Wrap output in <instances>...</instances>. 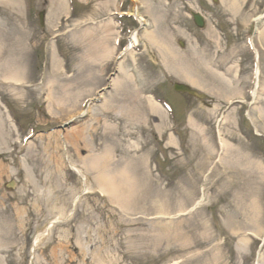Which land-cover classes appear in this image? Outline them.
Returning <instances> with one entry per match:
<instances>
[{
  "label": "rangeland",
  "instance_id": "374dc122",
  "mask_svg": "<svg viewBox=\"0 0 264 264\" xmlns=\"http://www.w3.org/2000/svg\"><path fill=\"white\" fill-rule=\"evenodd\" d=\"M81 1L72 16L96 23L120 7ZM225 4L123 0V11L138 6L145 21L121 18L123 34L137 30L139 48L118 62L103 57L102 29L65 31L76 22L60 24L65 2L58 10L50 0H0V264H264V174L240 168L247 158L264 166V17L253 19L264 15V0H248L236 19ZM192 11L206 15L204 28ZM248 38L260 65L255 96ZM19 70L22 80L6 78ZM115 71V90L101 93ZM177 81L205 98L176 91ZM149 94L173 112L159 105L139 114ZM105 151H113L111 172L132 174L130 201L109 196L87 172L88 154ZM255 198L258 226L245 218Z\"/></svg>",
  "mask_w": 264,
  "mask_h": 264
},
{
  "label": "bare ground",
  "instance_id": "6f19581e",
  "mask_svg": "<svg viewBox=\"0 0 264 264\" xmlns=\"http://www.w3.org/2000/svg\"><path fill=\"white\" fill-rule=\"evenodd\" d=\"M226 4L225 7L229 8L231 10V14L233 16H235L236 19V12H234L235 10L239 11L240 9L243 8L244 2L245 0H225ZM56 4L57 6L62 10L64 8V4H63V0H56ZM246 7V6H245ZM244 7V8H245ZM243 8V10H244ZM252 14L249 13L248 16H251ZM258 18V17H256ZM256 18H254L256 20ZM140 21L145 20V18L142 16L141 18L139 17ZM113 24L112 23H107L105 26H100V28L105 32V35L102 36L101 39L98 40V42H103L106 44L107 46V51H104L103 57H109L112 52L114 51L113 46H108V38L111 36V31L113 30ZM96 30V29H94ZM94 30H90V29H86V33L90 34L91 32H93ZM100 30V29H98ZM83 33H85L84 31H82ZM261 36L264 37V29H262V31L259 33ZM151 36H149V39L155 44L157 41L156 40V36L154 33L150 34ZM139 41V37L138 34H136V32H133L130 38V42L135 45L137 42ZM102 49L100 46L98 47V50ZM171 56H173V61L177 60V56L174 54H171ZM0 57H2L0 55ZM3 58V57H2ZM178 61V60H177ZM203 64V63H202ZM5 69H7V72H9L10 70H8V67H3ZM10 69V66H9ZM20 70L19 71H14V73L12 75H6V78H11L14 79L15 81L17 80H22L20 79V77H18V74H20ZM259 68H257L256 71V79H255V88L253 90V95L255 96V93H257L255 90L259 88ZM122 83H119V88L122 89L120 86H122ZM118 87V85H117ZM231 88H234V86H230ZM53 88L50 86V94H49V101L50 98L52 97V92ZM235 89L231 90L230 95H228L227 98H229V96H232L233 94H237L238 92L234 91ZM62 96H58L59 102L62 99ZM52 99V98H51ZM128 100V99H127ZM57 101V100H56ZM58 102V101H57ZM140 105L142 108V112L140 111L139 114H143V112H147L148 109L151 112L157 113L158 110H160V106L157 102L154 101L153 97H147L145 100L140 101ZM80 104V103H79ZM133 106V105H132ZM135 106V105H134ZM133 106V107H134ZM80 108V106L71 109L70 111H67L66 114L71 113L72 111L76 110ZM135 108H137V111L139 109L138 106H136ZM134 108V109H135ZM148 108V109H147ZM134 115L137 114L135 113L133 110H131ZM148 113V112H147ZM146 113V115H147ZM121 121L125 122V118L123 116H120L119 118ZM4 124V121H3ZM124 128H126V126H124ZM83 130V129H82ZM82 130H78V131H74L75 133V140L79 143L81 140V132ZM8 133L11 134L10 130L8 131ZM0 137L1 139L5 140L6 135H4V133H0ZM80 138V139H79ZM9 140V139H8ZM8 140L6 141V143L8 142ZM86 139H82V142H85ZM83 142V143H84ZM85 144V143H84ZM79 146V144H78ZM113 155V151H105V153H100V154H88V156L85 159V163L87 165V161L89 160L88 166L87 167V172L90 173V175H93L95 173V179H96V183L100 186H102V188L106 191V193H108L109 196L114 198L119 199L120 202L125 203L126 201H130L131 197V191L133 189V186H131L129 183L131 180H133V176L132 174L129 173V171L127 169L118 171L117 173H113L111 172V167H110V163H111V157ZM81 158H79L80 160ZM82 160V159H81ZM71 168H73V170L77 171L78 174L83 173V169L78 167L77 165L74 164H70ZM238 168V167H236ZM242 169H245L243 172L244 174L247 173L246 170H248V172L254 176V177H258V174H264V166H262L261 164H258L256 162H253L252 160L247 158V163L244 164L243 167H240ZM84 181H85V189H87L88 187V180L86 177H84ZM68 194L71 196V200H72V196L73 193L72 191H68ZM65 195L61 194V196L59 198H63ZM77 196L73 198V201L76 200ZM1 205L3 206V202H0ZM257 200L255 198V200H251L248 209L246 211V216L245 218L248 220V222L252 225L258 226L260 224V221L258 219V209H260L257 205ZM56 221H52L50 223V225H53V223H55ZM46 231H43L42 233L38 234L35 239H34V243L33 245H37V243L39 242L41 236L44 235ZM247 240H243V243H246Z\"/></svg>",
  "mask_w": 264,
  "mask_h": 264
},
{
  "label": "water",
  "instance_id": "95a60500",
  "mask_svg": "<svg viewBox=\"0 0 264 264\" xmlns=\"http://www.w3.org/2000/svg\"><path fill=\"white\" fill-rule=\"evenodd\" d=\"M195 19H196V23L199 26L203 25V20H202V18L200 16L195 15ZM174 87H175V89L180 90V91L188 92V93H191V94H197L196 91L192 90L188 85H185V84H182V83H175ZM12 185H13V182H11L9 184V186H12Z\"/></svg>",
  "mask_w": 264,
  "mask_h": 264
}]
</instances>
